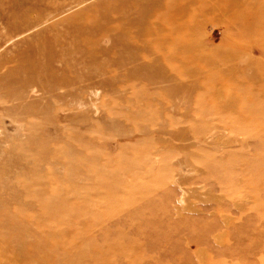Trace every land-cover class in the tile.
<instances>
[{
	"label": "rangeland",
	"instance_id": "rangeland-1",
	"mask_svg": "<svg viewBox=\"0 0 264 264\" xmlns=\"http://www.w3.org/2000/svg\"><path fill=\"white\" fill-rule=\"evenodd\" d=\"M0 264H264V0H0Z\"/></svg>",
	"mask_w": 264,
	"mask_h": 264
},
{
	"label": "bare ground",
	"instance_id": "bare-ground-1",
	"mask_svg": "<svg viewBox=\"0 0 264 264\" xmlns=\"http://www.w3.org/2000/svg\"><path fill=\"white\" fill-rule=\"evenodd\" d=\"M190 6V4H189ZM189 11H191L190 9H188ZM193 14L188 12V13H184L182 15H177L174 17V23L178 24L176 25L177 27H179V29H177V31H168L167 33H163L162 35L159 36V40L160 42H162V45H163V49H170L178 44V43H183L184 41H187L189 38H190V35H189V29L186 28L185 26H183L184 24V20L186 19V17H190L191 19H193ZM178 23H177V22ZM184 28L188 29L187 31L185 30L184 33H182V29L184 30ZM189 41V40H188ZM171 50V49H170ZM177 51H170V56L167 54V53H164L163 54V57L165 58H170V57H176L177 56ZM180 53V52H179ZM178 53V54H179ZM167 54V56H166Z\"/></svg>",
	"mask_w": 264,
	"mask_h": 264
}]
</instances>
